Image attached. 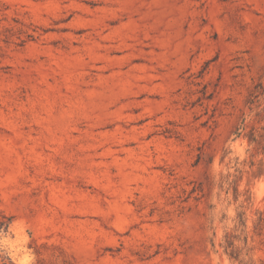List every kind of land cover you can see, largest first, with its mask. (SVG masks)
Instances as JSON below:
<instances>
[{"label": "rangeland", "instance_id": "rangeland-1", "mask_svg": "<svg viewBox=\"0 0 264 264\" xmlns=\"http://www.w3.org/2000/svg\"><path fill=\"white\" fill-rule=\"evenodd\" d=\"M0 264H264V0H0Z\"/></svg>", "mask_w": 264, "mask_h": 264}]
</instances>
